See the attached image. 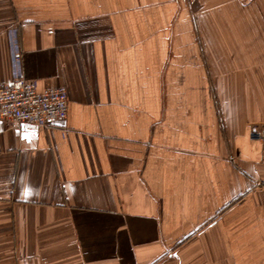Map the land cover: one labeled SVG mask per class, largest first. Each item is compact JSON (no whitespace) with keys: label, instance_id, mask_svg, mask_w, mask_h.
<instances>
[{"label":"crops","instance_id":"1","mask_svg":"<svg viewBox=\"0 0 264 264\" xmlns=\"http://www.w3.org/2000/svg\"><path fill=\"white\" fill-rule=\"evenodd\" d=\"M264 0H0L64 122L0 120V264H264Z\"/></svg>","mask_w":264,"mask_h":264},{"label":"built area","instance_id":"2","mask_svg":"<svg viewBox=\"0 0 264 264\" xmlns=\"http://www.w3.org/2000/svg\"><path fill=\"white\" fill-rule=\"evenodd\" d=\"M12 81L0 83V120L22 127L50 126L64 122L69 110V93L65 87L40 91L35 81L24 76V55L18 30H9ZM252 140L263 141L264 133L253 131Z\"/></svg>","mask_w":264,"mask_h":264},{"label":"rangeland","instance_id":"3","mask_svg":"<svg viewBox=\"0 0 264 264\" xmlns=\"http://www.w3.org/2000/svg\"><path fill=\"white\" fill-rule=\"evenodd\" d=\"M246 1H248V0H246ZM262 17H263L262 31L264 32V8L262 9Z\"/></svg>","mask_w":264,"mask_h":264}]
</instances>
